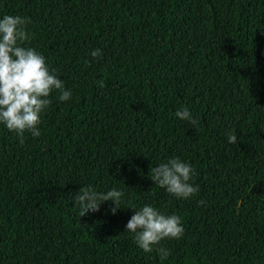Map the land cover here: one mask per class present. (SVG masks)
<instances>
[{"label": "trees", "instance_id": "trees-1", "mask_svg": "<svg viewBox=\"0 0 264 264\" xmlns=\"http://www.w3.org/2000/svg\"><path fill=\"white\" fill-rule=\"evenodd\" d=\"M4 15L30 18L25 46L72 95L54 91L23 144L0 125V264H264V0H0ZM176 157L195 169L186 200L149 176ZM86 186L122 209L81 217ZM145 205L182 220L166 260L126 232Z\"/></svg>", "mask_w": 264, "mask_h": 264}, {"label": "clouds", "instance_id": "clouds-1", "mask_svg": "<svg viewBox=\"0 0 264 264\" xmlns=\"http://www.w3.org/2000/svg\"><path fill=\"white\" fill-rule=\"evenodd\" d=\"M30 18L19 15H4L0 18V125L17 135L24 143L26 133L34 138L41 135L39 125L41 115L51 104L50 95L56 91L60 101H68L71 91L65 90L61 79L51 71L45 57L35 48L26 47L30 39L27 26ZM95 60L102 56L99 49L90 53ZM88 63V62H86ZM98 87H104L103 81H97ZM177 118L198 125L189 109L176 112ZM228 142L235 144L237 135L229 133ZM195 169L179 157L170 158L156 167H150V178L155 186L163 188L170 196L177 199H189L199 192L198 186L190 183ZM124 193L112 189L107 193H98L91 186L81 187L74 197L79 215L99 212L101 204L111 201L110 209L115 215L120 209ZM203 205L205 202H199ZM134 215L126 225V232L133 234L135 243L144 252L154 249L161 260H166L170 251L161 244L165 240H179L184 234L182 220L178 215H166L152 206L145 205L139 210L131 208Z\"/></svg>", "mask_w": 264, "mask_h": 264}]
</instances>
